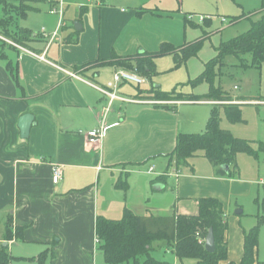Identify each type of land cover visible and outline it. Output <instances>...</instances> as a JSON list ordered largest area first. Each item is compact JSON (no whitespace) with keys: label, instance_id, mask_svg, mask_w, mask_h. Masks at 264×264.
<instances>
[{"label":"crops","instance_id":"1","mask_svg":"<svg viewBox=\"0 0 264 264\" xmlns=\"http://www.w3.org/2000/svg\"><path fill=\"white\" fill-rule=\"evenodd\" d=\"M26 1L24 18L6 16L0 5V23L12 17L13 34H32L22 46L0 29V250L7 249L10 264H100V257L106 264L97 243L99 217L120 220L127 209L139 216L196 215L200 199L214 198L227 221L228 209L243 208L242 198L264 196L260 147L256 156L247 155L251 161L238 154L229 176L211 163L207 173H184L169 164L178 136L195 134L206 122L186 121L183 107L223 103L166 104L142 99L148 91L128 86L134 84L109 88L115 73L129 70L124 61L136 65L163 44L181 49L193 43L183 44V27L192 24L182 13L184 0H86L72 11L55 1L45 14ZM55 8L63 15L51 14ZM34 12L40 26L25 25ZM96 87L134 102L110 105ZM234 100L242 106L259 101ZM26 115L34 120L23 139L20 120ZM102 127L103 137L90 144L88 133ZM55 166L63 172L58 184ZM229 221V259L221 264H240L245 231L238 219ZM259 253L260 243L258 259Z\"/></svg>","mask_w":264,"mask_h":264},{"label":"trees","instance_id":"2","mask_svg":"<svg viewBox=\"0 0 264 264\" xmlns=\"http://www.w3.org/2000/svg\"><path fill=\"white\" fill-rule=\"evenodd\" d=\"M26 0H0L6 16L18 13L26 17L30 9ZM262 18L253 23L251 29L228 42L222 43L215 59L206 64L202 75L194 82V85L208 82L210 92L206 96H184L173 92H163L159 88H153L142 96L154 102L167 101L168 98L181 102L211 101L225 103L221 106L229 123L236 125L243 123L242 105L232 97L227 96L221 90L214 87L217 76L216 68L223 67L228 57H235L246 68H261L264 64V4L262 6ZM186 22H188V19ZM238 21V18H235ZM210 20L204 22L210 27ZM12 17L6 18L0 23L1 35L11 37L19 45L26 46V42L32 37L29 31L13 34L10 30ZM204 39H199L187 44L181 49L171 44H163L158 52L144 60H138L136 65L123 62V66L129 70H136L144 77L156 74L154 60L159 57L173 56L175 67H181L190 59L197 57L204 45ZM250 56V64L245 63L242 57ZM128 61V60H127ZM143 94L145 92H142ZM237 102V103H235ZM228 103V104H226ZM220 112L215 108L207 123L203 134H180L174 152L169 156V164L172 167L181 168L190 165V160L202 154L217 168L220 174L230 175L221 169L226 165L234 167L238 154L256 156L253 143L238 139L230 131L220 126ZM264 152V144L260 143ZM198 213L196 215H178L171 217L139 216L127 209L120 220H109L99 217L96 221V234L99 241V250L104 256L106 264H173L155 258V243H166L167 250L174 253L180 264H221L229 259L226 233L228 223L225 218L223 205L214 198H203L198 201ZM264 217L258 225L244 233V255L240 264H264L258 259L261 229ZM210 229H213L216 249L214 253L207 252L206 238ZM44 256L39 259L42 263ZM11 257L6 248L0 250V264H10ZM234 264V263H229Z\"/></svg>","mask_w":264,"mask_h":264},{"label":"rangeland","instance_id":"3","mask_svg":"<svg viewBox=\"0 0 264 264\" xmlns=\"http://www.w3.org/2000/svg\"><path fill=\"white\" fill-rule=\"evenodd\" d=\"M62 1L66 5H70L71 11L74 9L75 3H86V0H55ZM183 1V0H181ZM180 1V3H181ZM49 0H33L32 4H36L42 10L41 14H45V10L49 7ZM183 3V2H182ZM264 0H184L182 13H189L194 18L192 24L187 23L183 27V44L191 43L198 39H204V45L197 57L190 59L186 64L176 68L174 58L164 56L156 61L157 72L151 77H147L146 83L140 86V89L150 91L155 87H159L163 92H173L184 96H206L210 92V84L208 82L194 85V82L202 75L207 63L215 59L218 55V49L222 43L228 42L236 37L247 33L253 23L262 18V5ZM178 4V3H177ZM123 9L128 10L125 6ZM37 13H30L29 22L40 26ZM189 16V15H188ZM200 16H206L212 19L210 27H206L200 22ZM238 18V21H235ZM207 21V20H205ZM204 21V22H205ZM245 63L250 64L251 57H242ZM216 79L214 87L221 90L227 96L233 99L256 100L258 102L249 103L241 107L243 123L233 125L229 123L224 109V105H209L203 107L200 105H186L183 112L186 121H192L194 118L205 120L206 116L217 108L220 112V126L224 130L232 131L235 138L247 140L253 143L254 148L259 149L261 135H264V64L261 68H246L242 66V62L235 57H228L223 67L216 68ZM130 88H138L137 85H128ZM238 88V90L235 89ZM163 101L164 103H173L174 99ZM175 102V101H174ZM228 104V103H226ZM181 108V107H180ZM203 120V121H204ZM206 122H202L200 126L194 128L195 134L205 133ZM263 131V132H262ZM245 158L251 161L247 155ZM191 166L182 168L184 173L193 172L207 173L210 168V162L202 154L199 157L190 160ZM246 165V162L240 164ZM241 164V165H242ZM160 167L158 168L159 171ZM234 175V171L232 172ZM256 193L251 197L241 199L239 205L243 208L244 216H237L234 206L228 209V220L233 218L238 221V226L244 231H250L258 225L259 221L264 217V196L258 197ZM261 199L259 202L256 200ZM123 217V216H122ZM122 217L120 219H122ZM231 224V223H230ZM229 224V225H230ZM1 233V228H0ZM1 248V246H0ZM155 258L164 260L173 264H180L174 253L167 250L166 243H155ZM235 257H233V261ZM259 261H264V224L262 226L260 236V253ZM102 257H100V264ZM235 264V263H234ZM236 264H238L236 262Z\"/></svg>","mask_w":264,"mask_h":264},{"label":"built area","instance_id":"4","mask_svg":"<svg viewBox=\"0 0 264 264\" xmlns=\"http://www.w3.org/2000/svg\"><path fill=\"white\" fill-rule=\"evenodd\" d=\"M50 2H55V0H49ZM62 5V4H60ZM51 14H60L61 16L63 15V10L62 8L60 11L58 9H53L51 10ZM194 18L193 15H189L188 19L192 20ZM209 17L206 16H200V22L203 23L205 20H209ZM0 38H2L0 36ZM3 39V38H2ZM42 60L45 58L42 56L40 57ZM69 76L75 78V79H80L76 74L69 73ZM123 83H129V84H134L137 86L144 85L146 83V79L142 77L136 70H120L114 75V80L112 83L109 84V88L112 90H115L118 88L121 84ZM102 94L106 95L109 98V104L112 105L114 101L116 100H121L123 102H134L133 100H129L123 97H120L118 94H116L115 91H108L99 87H96ZM103 131L104 128L100 129H95L92 130L88 133L89 137V143L92 145L97 144L100 139L103 137ZM150 172H153V169L150 170ZM63 176L62 168L55 166L53 168V182L54 184H58L61 182ZM97 243L99 244V241L97 239Z\"/></svg>","mask_w":264,"mask_h":264},{"label":"water","instance_id":"5","mask_svg":"<svg viewBox=\"0 0 264 264\" xmlns=\"http://www.w3.org/2000/svg\"><path fill=\"white\" fill-rule=\"evenodd\" d=\"M34 117L31 115H26L20 120V129H21V135L23 139H27L29 137L30 129L33 125ZM222 170L225 172H229L230 167L229 166H222ZM236 214H242V210H239L236 212ZM205 248L207 252L214 253L216 249V240L214 236L213 229H210L209 234L206 238V245Z\"/></svg>","mask_w":264,"mask_h":264}]
</instances>
